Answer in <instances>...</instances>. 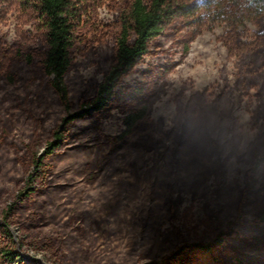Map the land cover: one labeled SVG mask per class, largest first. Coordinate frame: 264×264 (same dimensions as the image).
I'll return each instance as SVG.
<instances>
[{"label":"rangeland","instance_id":"obj_1","mask_svg":"<svg viewBox=\"0 0 264 264\" xmlns=\"http://www.w3.org/2000/svg\"><path fill=\"white\" fill-rule=\"evenodd\" d=\"M90 6L77 31L68 78L74 102L88 83L102 81L95 61L116 30L115 12L107 4ZM204 17L180 19L168 27L156 41L159 47L122 80L112 108L83 123L90 129L83 139L101 135L105 140L89 148H64L51 161L56 186L15 204L29 171V151L44 150L65 114L39 65H27L22 58L44 52L39 19L24 0H0V264L150 263L179 246L194 250L196 245L211 247V256L218 260L192 251L188 264H264V248L252 241H264V229L234 227L239 235L228 247L214 246L236 222L241 193L249 191L251 150L263 124L255 114L259 103L254 91L250 98L233 93L238 107L224 125H236V152L224 163L222 176L208 177L202 188L194 185L195 192L190 184L169 185L173 168L164 160L172 157L177 130L186 117L197 127L203 124L202 115H213L208 129L191 132L188 145L178 141L183 152H191L188 158H198L196 164L184 160L180 165L187 167L184 177L192 176V183L197 172L214 173L219 167L206 137L216 133L214 109L206 107L200 114L197 106L205 90L216 95L224 89L223 71L230 78L239 59L228 57L226 25ZM245 27L238 30L240 41L251 43L264 30V19ZM31 109L42 122L26 119ZM129 115L143 116L130 139H140L142 147L111 152L113 140L128 131ZM156 139L161 141L159 148ZM251 185L244 204L248 224L264 213V171ZM171 193L177 200L174 216L163 200ZM53 244L61 246L62 257Z\"/></svg>","mask_w":264,"mask_h":264},{"label":"trees","instance_id":"obj_2","mask_svg":"<svg viewBox=\"0 0 264 264\" xmlns=\"http://www.w3.org/2000/svg\"><path fill=\"white\" fill-rule=\"evenodd\" d=\"M24 2L31 6L33 13L39 19L44 52L40 55H36L35 52L23 54L22 58L27 65L35 63L39 65L44 77L49 80L51 93L63 108L65 116L52 130L51 139L46 143L42 152L29 151V171L23 189L15 196V204L56 186L57 172L51 161L62 153L64 148H89L94 145V141L105 140L101 135L98 139L93 135H90L89 139H83L90 131L83 123L91 122L95 117H102L112 108L122 80L151 54L152 49L159 47L156 41L162 38L168 27L180 19L188 21L199 17L200 14H203L206 20H216L226 25L228 37L225 44L229 53L228 57L230 60L239 59V63L237 61V65H234L235 71L230 78L223 71L224 89L216 95L211 93V90H205L201 95L202 101L197 106L200 114L205 111L206 107L208 109L213 107V112H215L216 133L207 134L206 137L218 157V170L213 173L203 169L194 175L192 183L190 182L192 176L190 179L184 177L183 172L187 167L180 169V165L184 160H192L193 164H196L198 158L196 156L188 158L187 154L191 152H183L178 141L183 146L188 145L191 132L197 128L208 129L209 116L213 115H202L203 124L197 127L190 125L189 118L186 117L177 130L178 141L174 143L172 157L164 160L165 164L171 163L173 168L172 182L169 185L175 187L190 184L191 191L195 192L194 185L202 188L201 186L206 185L208 177L222 176L221 170L224 163L236 152L234 143L236 125L234 123L231 126L224 125L230 114L238 107V97H235L233 93H238L241 98H250V92L254 91L259 103L255 108V114L263 124L259 126V133L251 150L252 167L247 175L250 191L252 182L256 180L261 171H264V30L258 33L257 38L251 43L241 42L238 30L240 27L246 28L247 23L258 24L264 19V0H202L200 2L199 0H24ZM98 3L107 4L115 12L116 30L112 43L98 51L99 58L95 61L98 71L103 74L102 81L92 80L79 91L74 102L70 95L68 78L75 63L77 31L84 16L89 15L90 5ZM74 108L77 111H74ZM26 119H37L42 122L41 115H33L32 109L27 113ZM142 120V115H129L126 123L128 131L113 140L114 148L111 152H116V149L124 146L142 147L140 139L130 141L135 128ZM224 128L226 133L223 132ZM160 142L156 141V148H159ZM103 147L104 144L101 145V148ZM107 157L108 155L103 157V162L107 160ZM249 191L241 193L242 200L237 210L236 222L230 225L227 232L221 233L214 246L228 247V242L239 235L234 227L251 228L255 226L258 229H264V213L251 224L244 221V204ZM163 200L170 214L174 216L177 200L173 193ZM90 224H95V222H90ZM6 229H8L7 226ZM62 238L65 240L64 235ZM252 241L264 248L263 240L254 238ZM52 246L57 256L64 255L61 246L55 247L54 244ZM194 248L192 250V247L179 246L172 254L156 262H138L137 264H188L192 251L204 255L209 254L213 260H218L211 256L213 252L211 247L196 245Z\"/></svg>","mask_w":264,"mask_h":264}]
</instances>
